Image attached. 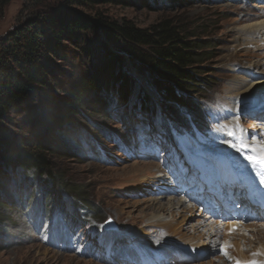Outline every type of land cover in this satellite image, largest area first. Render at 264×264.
Returning <instances> with one entry per match:
<instances>
[{
	"label": "rangeland",
	"instance_id": "obj_1",
	"mask_svg": "<svg viewBox=\"0 0 264 264\" xmlns=\"http://www.w3.org/2000/svg\"><path fill=\"white\" fill-rule=\"evenodd\" d=\"M125 1L119 4L101 2L73 5L65 3V0H11L4 13L0 14V46L3 40L20 27L34 19L45 18L46 12L60 14L67 11L86 19L103 15L113 21L131 22L141 28L171 17L185 28L184 34L189 39L205 40L209 46L205 49L209 58L197 69L200 75L198 88L185 91L182 95L194 103H203L205 110L209 107L214 110L212 129L220 136L215 140H222V133L226 132L225 125L229 129L234 124L235 131L243 133L244 130L240 129L242 123L250 132L256 131L264 137V118L258 116V103H264V90L252 98H244L246 92L242 99L241 96L239 99L235 97L238 85L243 79H249L252 75L250 73H254L255 79L264 80L262 70L254 66L261 60L246 55L255 50L252 46L244 45L246 26L264 17V14L255 15L264 13V0ZM50 14L47 15L53 16ZM255 33L260 34L253 31L249 35ZM262 39H253L256 51ZM100 41H105L116 54L122 56L119 70L129 77L128 100L133 99L128 105H122L124 102L119 104L114 100L116 92L108 91L107 86L103 85L100 91L103 98H106V104L102 106L97 104L101 98L100 92L97 90L90 93L87 105H83L75 115L73 123L63 124L60 139L62 151L51 158L54 167L52 177L41 176L39 179L31 171L25 172L19 166L4 164L5 161L0 159V216L8 218L0 224V264H123L130 260L128 256H123L118 263L101 259L102 256L115 254L111 243L102 250L97 247L106 242L108 232L102 231L106 223L112 221L118 228L109 232V236L124 230L127 234H137L135 237H139L140 246L142 243L153 245L161 241L166 245H181L184 249L190 245L185 246L174 240V236H171L173 231L188 232V228L197 230L201 220H211L205 212L200 214L202 209L196 206L194 212L188 211L193 205L182 193L176 195L169 192L173 191L170 190V176L166 175L161 158H134L121 150V142L118 140L130 145L133 131L139 134L140 131L149 130V126L145 125L147 120L151 119L161 125L173 119L169 115V108H165L167 95L151 81L150 70L116 49L119 48V40L109 39L103 32L99 35L86 32L80 36L78 43L65 35L64 57L55 60L47 76L49 87H39L38 92L30 95L11 112L7 121L4 120L0 152L13 146H30L35 134L40 135L43 125L49 123L50 115L53 114L50 111L62 106L60 97L71 95L73 91L85 90L78 85L81 79L92 64L98 63V58L100 62L103 61ZM261 47L264 49V45ZM170 103L179 111L185 109L183 112L190 113L181 103L172 99ZM250 107L255 108L250 113L253 116L248 114ZM198 118V125L193 119L190 121L196 128H201L206 124V118L204 115ZM184 123L190 126V131L193 130L191 123ZM153 127L151 123L150 128ZM190 131H185L187 142L183 143L180 139L176 142V137L172 138L175 147L183 148L188 153L193 151L192 143L194 149L200 152L224 148L210 141L214 139L215 133L209 138ZM180 153L183 155V151ZM3 177H6V182ZM160 189L165 192H160ZM45 194L47 201L53 203L52 207H48L51 216L47 217L41 215L44 202L46 205L48 203L44 199ZM170 198L182 202L171 208L180 214L176 217L178 223L170 221L163 225L160 218L171 217V209L166 203ZM75 202L79 205L86 203L93 211L85 205L80 207L79 212L75 209ZM161 203L165 204L164 209L155 208ZM94 207L99 209L94 211ZM71 223L79 228L72 227ZM245 223L250 224L251 221ZM164 230L168 233L166 237L161 235ZM95 232H99L100 236L93 238ZM245 233L249 234V231ZM134 245L138 244L129 240L121 245L120 251L125 254V250H132ZM222 248V243L213 242L208 248L198 250L205 252L203 257L197 256L190 263L175 261L168 264H231V257L233 262L238 261L232 250L222 255ZM248 249L252 250L250 246Z\"/></svg>",
	"mask_w": 264,
	"mask_h": 264
},
{
	"label": "trees",
	"instance_id": "obj_2",
	"mask_svg": "<svg viewBox=\"0 0 264 264\" xmlns=\"http://www.w3.org/2000/svg\"><path fill=\"white\" fill-rule=\"evenodd\" d=\"M143 1L148 2V0ZM10 2L11 0H0V14L4 13ZM101 2L119 4L126 1L65 0V3L73 5H91ZM45 14V18L30 21L1 42L0 136L4 135L1 129L5 127L4 120L9 119L8 116L11 112L30 95L38 92L39 87H49L47 76L56 62L55 60L64 57L63 39L65 35H69L73 42L78 43L80 36L86 32H94L98 35L103 32L107 38L119 40V48L116 49L143 64L145 69L150 70L151 81L162 90V93L165 92L167 95L165 100L168 103L164 107L169 108V115L171 114L175 123L180 125L182 122L193 119L198 124V117L204 115L207 124L204 104L194 103L192 99L184 97L182 93L198 88L200 75L197 69L203 61L209 58L206 56L205 50L209 46L205 40L189 39L184 34L185 28L175 19L166 17L146 28H141L131 22L119 23L103 15L86 19L79 15L74 16L67 11H62L60 14L48 12ZM99 46L104 54L103 61L100 62L101 59L98 58V63L89 67L90 69L78 84L85 90L73 91L71 95L61 96L62 106L50 111L53 114L50 115L49 123L43 125L40 135L35 134L30 146H13L5 152H0V159L5 161L4 164L19 166L25 172L31 171L34 177L39 179L41 176L50 175L52 177L54 167L51 158L55 153L62 151L60 139L63 124L73 123L75 115L81 111L83 105H87L90 93L98 90L101 98L97 104L105 106L106 98H103L100 89L106 85L108 91L110 89L116 92L114 100L117 103L124 102L122 105L131 103L133 98L128 100L129 77L119 70L122 56L116 54L105 41H100ZM171 99L176 103H181L182 107L190 113L183 112L186 111L185 109L179 111L174 105L172 106ZM145 101L149 102L147 98ZM200 120L202 121V117ZM3 181H7L6 177H3ZM79 193H82L81 190ZM44 199L48 200L47 194L44 195ZM51 204L53 203L48 202L45 206L49 213L50 208L48 207ZM85 205L88 206L86 203L79 205L75 202V209L79 211L78 208ZM88 207L90 211H93L91 206ZM94 208L96 209L94 211L99 209L98 207ZM5 219L8 218L0 216V224Z\"/></svg>",
	"mask_w": 264,
	"mask_h": 264
},
{
	"label": "bare ground",
	"instance_id": "obj_3",
	"mask_svg": "<svg viewBox=\"0 0 264 264\" xmlns=\"http://www.w3.org/2000/svg\"><path fill=\"white\" fill-rule=\"evenodd\" d=\"M263 14L264 13L260 12V13H256L255 15L261 16ZM246 18H252V17L246 16ZM246 30H247V33L245 34V37H244L245 39L244 45L249 46V47L252 46V48L255 50L253 52L257 55H255L252 51H249L248 53H245V54L250 57H257L261 60L258 63H256L254 66L255 67L257 66L259 69L262 70L261 76L264 77V61H263L264 60V49L261 47L262 45H264V31H263L264 30V17L261 18L260 20H256L255 23H251L250 25H247ZM253 31L260 32L261 36L259 33L249 35V33ZM256 37H258L259 39L261 37L263 38L261 42L258 44L259 47L257 51L255 48V42L253 41V39H256ZM260 53L261 55H259ZM250 74L252 75L249 76V79H243L244 81L238 85L237 90H236L237 92H235L236 99H239L240 96L242 99L243 94L245 92H246L245 94L246 96L244 98H248V97L252 98L257 93L264 90V80L255 79L253 72ZM258 86H261V87H258ZM255 87L257 88L253 90L252 92H247L249 89L255 88ZM262 115H264V112H262ZM234 133H235L234 127H230L228 129L229 137L233 139V141L235 138L236 143H238L239 146L244 144L242 137ZM217 151L219 152V154L226 152L227 155H230V151H228L227 148H219ZM216 159L222 161V158L220 157ZM195 160H197L200 163L198 159H195ZM142 164L146 165L145 163H142ZM175 201H178V200L176 198L175 199L170 198L166 202L169 205L170 209L175 207L178 204H182L181 201H178V202H175ZM172 204H175V205H172ZM164 207H165V204L161 203V204H158L155 208L162 210L164 209ZM207 207H209L210 209H214V204L211 203V205ZM195 208L196 207L193 205L192 207L188 209V211L192 210L194 212L195 210L193 209ZM246 209L250 211L248 208ZM213 212L215 211L213 210L212 213ZM199 213L204 214L202 211H199ZM170 215H171L170 218H160L163 225L169 224L170 221H174L178 223L176 221V217H178L180 214L178 215L176 211H173L171 209ZM258 215H259L258 217L259 219L251 220L250 224H247L245 222H239V221L233 222L231 220H226V222L224 221V223H222L220 219H215L213 216H211L212 218L209 222H206L205 220H201V222H199V226L196 228L197 230H192L195 228H188L189 230L188 232H185L183 230H178L180 232L175 233L173 231L174 234H171V236H174V240L180 242L181 244L183 245L185 244V246L186 244H189L190 247H193L196 250H202V249L208 248L213 242L222 243L223 248L227 249L228 252H230L231 250L233 251V253L237 256L238 261L246 263L251 260H254V261L263 260L261 264H264V214L259 213ZM204 217L207 218L208 216L204 215ZM192 226L193 225L189 227H192ZM234 226H238L237 230H234L233 228ZM203 230H205V232ZM247 231H249V234L245 233ZM134 235L137 236V234L135 233ZM161 235H164L166 237L168 233H166V230H164V233L162 232ZM228 245H232V247L228 248L227 247ZM248 246H250L252 250H249Z\"/></svg>",
	"mask_w": 264,
	"mask_h": 264
},
{
	"label": "snow or ice",
	"instance_id": "obj_4",
	"mask_svg": "<svg viewBox=\"0 0 264 264\" xmlns=\"http://www.w3.org/2000/svg\"><path fill=\"white\" fill-rule=\"evenodd\" d=\"M233 148H237L235 144L231 145ZM250 145L242 144L239 148H237V151H243L245 148H250ZM252 152H255L256 150L254 148L251 149ZM245 159L250 163L252 166H260L264 167V152H261L258 155H245ZM239 264V262H238Z\"/></svg>",
	"mask_w": 264,
	"mask_h": 264
},
{
	"label": "water",
	"instance_id": "obj_5",
	"mask_svg": "<svg viewBox=\"0 0 264 264\" xmlns=\"http://www.w3.org/2000/svg\"><path fill=\"white\" fill-rule=\"evenodd\" d=\"M115 225H116L115 223H111V224L107 225V227L110 228V227H114Z\"/></svg>",
	"mask_w": 264,
	"mask_h": 264
}]
</instances>
